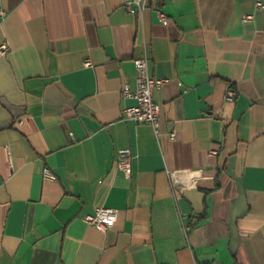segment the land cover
<instances>
[{"label":"crops","instance_id":"1","mask_svg":"<svg viewBox=\"0 0 264 264\" xmlns=\"http://www.w3.org/2000/svg\"><path fill=\"white\" fill-rule=\"evenodd\" d=\"M257 1L148 0L135 13L122 0H0V264H264ZM137 57L167 79L158 134L122 111ZM100 206L116 211L105 230L83 220Z\"/></svg>","mask_w":264,"mask_h":264},{"label":"built area","instance_id":"2","mask_svg":"<svg viewBox=\"0 0 264 264\" xmlns=\"http://www.w3.org/2000/svg\"><path fill=\"white\" fill-rule=\"evenodd\" d=\"M148 0H122V4L131 12L141 13L147 7ZM257 7L264 6L263 2L257 1ZM5 15V11L0 8V17ZM160 17L163 22L166 21V15L160 13ZM253 19L252 14H243L241 20L243 22H249ZM9 49L7 42L0 44V56H3ZM148 59L146 57H137L134 59L135 66V88L129 89L124 85L121 89V95L123 98H131L134 100L133 104L125 105L122 108L124 116L132 119L135 122H146L150 124L156 134H158L159 119H160V105L154 99L155 90L167 80L166 78L153 77L148 71ZM84 65L91 66L92 63L88 58H85ZM234 96V89L230 84H227L225 88V100L232 101ZM170 136H174V132L170 133ZM211 155L216 154V150L211 149L209 151ZM7 155L9 159L8 166L11 168L10 152L7 148ZM132 158L128 148H121L117 151L116 165L117 168L125 175L129 176L132 171ZM169 177L173 182H178L176 171H170ZM186 176L189 182L194 183L197 180L198 172L186 170ZM42 177L46 180H56V175L47 167L42 170ZM83 220L92 226H95L101 230H105L116 220V211L112 207L100 206L95 208L92 213L85 214Z\"/></svg>","mask_w":264,"mask_h":264}]
</instances>
